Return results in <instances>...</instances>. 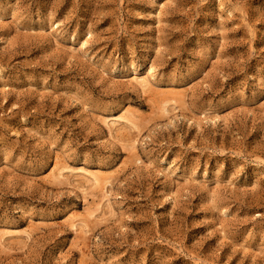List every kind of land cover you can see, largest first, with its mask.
Segmentation results:
<instances>
[{
    "label": "rangeland",
    "instance_id": "374dc122",
    "mask_svg": "<svg viewBox=\"0 0 264 264\" xmlns=\"http://www.w3.org/2000/svg\"><path fill=\"white\" fill-rule=\"evenodd\" d=\"M0 264H264V0H0Z\"/></svg>",
    "mask_w": 264,
    "mask_h": 264
}]
</instances>
